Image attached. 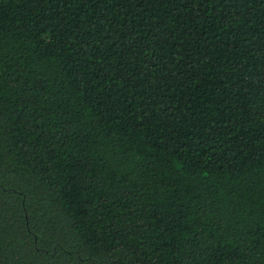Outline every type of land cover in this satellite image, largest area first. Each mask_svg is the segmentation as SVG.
<instances>
[{"label": "trees", "instance_id": "obj_1", "mask_svg": "<svg viewBox=\"0 0 264 264\" xmlns=\"http://www.w3.org/2000/svg\"><path fill=\"white\" fill-rule=\"evenodd\" d=\"M0 264H264V0H0Z\"/></svg>", "mask_w": 264, "mask_h": 264}]
</instances>
